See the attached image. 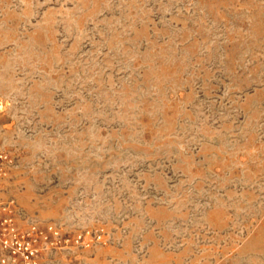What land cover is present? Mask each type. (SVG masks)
Segmentation results:
<instances>
[{"label": "rangeland", "instance_id": "obj_1", "mask_svg": "<svg viewBox=\"0 0 264 264\" xmlns=\"http://www.w3.org/2000/svg\"><path fill=\"white\" fill-rule=\"evenodd\" d=\"M4 218L32 264H264V0H0Z\"/></svg>", "mask_w": 264, "mask_h": 264}, {"label": "built area", "instance_id": "obj_2", "mask_svg": "<svg viewBox=\"0 0 264 264\" xmlns=\"http://www.w3.org/2000/svg\"><path fill=\"white\" fill-rule=\"evenodd\" d=\"M21 237L10 219L4 218L0 221V248L13 255L21 253L23 264H32L34 250L30 242H23Z\"/></svg>", "mask_w": 264, "mask_h": 264}]
</instances>
